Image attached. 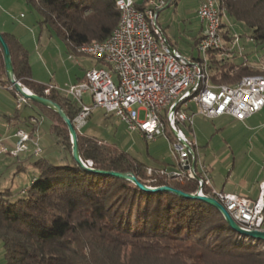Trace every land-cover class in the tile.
I'll return each mask as SVG.
<instances>
[{"label":"trees","instance_id":"obj_1","mask_svg":"<svg viewBox=\"0 0 264 264\" xmlns=\"http://www.w3.org/2000/svg\"><path fill=\"white\" fill-rule=\"evenodd\" d=\"M217 1L222 17L225 13L239 24L240 31L249 34L256 47L264 48V0ZM25 2L37 15L38 27H46L65 41L71 54H79L76 49L81 45L106 39L120 16L116 0ZM134 6L142 10L146 2ZM221 27H227L221 33L223 41L231 40L232 24ZM1 34L10 51L14 78L58 103L73 122L80 105L60 90L45 93L47 85L31 80L27 49L13 35ZM227 49L207 54L213 85H234L246 76H264V68L223 56ZM99 65L108 67L102 61ZM0 69L7 86L18 96L7 80L1 49ZM25 102L38 113L23 119L29 135L34 136L48 120L44 130L61 148L63 159L57 164L45 155H35L28 164L36 168L37 175L20 195L10 200V188L0 191V242L5 264H264V241L248 240L235 232L213 206L168 192H144L124 179L82 170L71 156L68 130L60 116L39 103ZM20 110L21 106L15 109L16 117ZM76 133L81 159L90 160L95 168L130 171L146 184H167L186 192L198 187L196 179L180 181L157 173L164 167H151L148 174L150 166L126 150L77 128ZM23 168V164L17 165V170ZM203 190L209 192L206 185Z\"/></svg>","mask_w":264,"mask_h":264},{"label":"built area","instance_id":"obj_2","mask_svg":"<svg viewBox=\"0 0 264 264\" xmlns=\"http://www.w3.org/2000/svg\"><path fill=\"white\" fill-rule=\"evenodd\" d=\"M125 1L127 17L123 31L99 48L84 52L94 53L98 60H105L108 67H89L79 81L62 88L50 83L47 84L44 92L49 93L50 89L60 90L80 105L81 109L73 120L77 129L85 123L93 109L101 108L105 113L117 116L131 131H138L145 139L153 140L157 136L169 138L171 134L176 139L175 142L170 143L174 167L160 168L157 173L180 181L196 179L197 189L200 188L204 192L203 186L210 185L207 168L198 159L194 136L187 137L181 130L180 124L187 123L191 126L195 115L209 119L229 115L237 120H244L264 107V81L240 80V88L237 89L213 88L212 82L209 81L204 91H197L198 73L194 59L185 57L172 47L156 25L158 11L169 5L170 0H149L150 14L160 31V51L152 50V42L146 38L143 24L137 18V12H130V4H134L133 0ZM211 13L209 1L199 0L195 14L203 24V28L195 43L197 56H200L201 46H211L212 50L228 47V51L223 53V56L228 57L232 51L230 48L236 44L239 35L233 31L231 40L226 41V47H219V40H223V37L216 35L215 21L211 20ZM220 20L222 24L227 23L231 26L229 21H225V13ZM163 49H172L174 53H179L181 63H173L172 59L162 57ZM113 69H121L124 88L113 85ZM183 91H193V98L186 100V107H178V98L183 97ZM85 94L90 98L89 104L84 103ZM116 101H123V108L134 111V120L124 119L123 108H116ZM162 101L170 102L169 114H162ZM23 102L25 100L18 95L17 108ZM14 136L15 145L10 151L11 155L16 156L27 151L29 143L33 147V154H40L41 146L37 132L34 136H30L28 131L17 128ZM6 151L0 143V152ZM151 171L148 167V174ZM204 194L213 196L221 202L238 224L245 228L262 229L264 220L262 195L251 199L214 189Z\"/></svg>","mask_w":264,"mask_h":264},{"label":"rangeland","instance_id":"obj_3","mask_svg":"<svg viewBox=\"0 0 264 264\" xmlns=\"http://www.w3.org/2000/svg\"><path fill=\"white\" fill-rule=\"evenodd\" d=\"M11 1L4 0L5 3L0 1V8H7L6 5L10 4ZM15 1L17 2H14L12 6L16 8V14L22 12L26 16L25 20L29 19L32 21L33 19L35 24L37 17L34 11L24 2ZM137 1L140 2V0ZM198 1L173 0L169 6L160 9L156 17V25L160 28L168 43L187 58L196 57L198 59L201 57V54L197 56L194 44V38L200 28V21L194 14ZM225 21H229L234 32L239 35L236 44L230 48L232 50L228 56L230 60L233 62L244 61L248 65L264 68V48L256 47L248 37L249 34L240 31V26L237 22L230 21L227 16H225ZM223 30H225L224 27H222L221 32ZM55 42L59 45H57L59 49L54 48ZM40 44L39 50L37 49L36 51L41 52L45 67L50 73L65 75L66 68L75 61H79L82 64L86 63L88 66H95L98 62H101L80 53L71 54L67 44L65 45L64 42L56 37H54L53 42L46 43V40H42ZM223 45L226 47V41H223ZM63 47H65L66 52L61 55L60 48ZM112 80L117 82V77L114 73ZM84 103H90V98L87 94L84 95ZM24 107V105L21 107L23 115L27 114L24 112ZM192 109L195 111L194 107ZM225 120H227L225 116L207 119L201 115H195L191 126H188L187 123H181L180 127L187 137H192L193 135L202 146L198 149V159L203 161L204 157L201 156L203 151L214 154L213 157L218 160L217 165L213 169L209 166L207 167L209 174H211L212 170L213 180L217 188L222 187V185L226 187L238 186V183L243 180L252 185L250 183H253L255 178L259 177L261 168L264 165V131L260 128L255 131L246 130L235 126L233 121L226 122ZM46 125H48V120L43 121V125L37 130L42 147L40 155H45L54 163L59 164L63 159L62 150L55 144L53 137L49 136L48 132L44 130ZM82 126L83 133L96 137L105 143L114 144L147 164H174L170 143L175 142L176 139L171 134H169V138L157 136L153 140L145 139L138 131H131L117 116L105 113L101 108L93 109ZM206 141L208 143L207 147L205 145ZM27 152L29 155H27ZM27 152L18 154V158L24 162V168L21 170H17V164L21 162H17L16 157L12 155L5 157L2 155L1 160L5 161L6 164H0V191L10 188V200L19 196L20 190L26 188L33 177L37 175L36 168L28 164L30 160L36 157L33 154L31 143H29ZM225 153L226 159L219 162V159ZM262 229H264V225ZM247 239L251 238L247 237Z\"/></svg>","mask_w":264,"mask_h":264},{"label":"crops","instance_id":"obj_4","mask_svg":"<svg viewBox=\"0 0 264 264\" xmlns=\"http://www.w3.org/2000/svg\"><path fill=\"white\" fill-rule=\"evenodd\" d=\"M0 1L5 3L4 0H0ZM20 1L27 4L25 2V0H20ZM144 1L146 2L147 0H140V2H138L137 0H133V2L135 4H141ZM14 2H17V1L14 0V1H11L10 4L8 3L6 5L7 8H2V9L0 8V32L13 35L29 52V64H30V69H31V80H33L36 83L43 84V85H47V84L52 83V84L57 85L59 88L65 87L68 84H72V83L79 81L83 77L84 71L87 68L93 67V66H88L84 62L83 63L86 65L80 63L79 61H75L73 64H71V66L69 65L66 68L65 75H61V74L59 75L56 73L48 72L47 68L45 67V63L43 62V59H42L43 57L41 55V52L39 53L36 50L37 49L39 50V48L41 46L40 43L42 40H46V43H49L51 41L53 42L54 37H56L57 39L61 40L64 43H65V41H63L62 39L53 35V33L51 31H49V29H47L46 27H43V28L38 27L37 23H35V24L33 23V19H32V21H30L29 19L25 20L26 16L22 12H19L18 14H16V12H17L16 8H14L12 6ZM197 5H198V3H197ZM196 7H195V10H196ZM195 10H194V14H195ZM195 16H196V14H195ZM36 17H37V15H36ZM36 26H37V28H36ZM202 28H203V24L200 22L199 31L202 30ZM199 31H198V33H199ZM198 33L196 36H199L200 33L199 34ZM57 45H58L57 42H55L54 48L56 47L57 49H59L57 47ZM65 45H66V43H65ZM60 49H61V55L64 52H66L65 47L60 48ZM30 52L31 53L34 52L33 55H31ZM95 66H97V65H95ZM99 66H101V65H99ZM43 72H44V74H43ZM17 98H18V96H15L11 92L10 86H7V84L5 82V76L3 75V73L0 69V143H1L2 147L6 148V150H7L6 152H0V164H3V165H5L6 163H5V161L3 162L1 160L2 155H4L5 157L7 155H11L10 151L14 148V145H15L14 132L16 131V129L22 128V129L28 131L25 128L23 119L26 116H31V115L33 116V115L38 114L37 109L33 105L27 104L26 102H23L21 104V107H22V105L25 106L24 112H26L27 114L23 115L22 110H21L19 117H16L14 115V111L16 109L15 103L17 101ZM223 116L227 117V120H225L226 122L233 121V123H235V126H239L241 128H244L246 130H251V131H253V130L255 131L256 129L260 128L264 131V118H263L264 117V107L260 111H258L257 113L245 118L242 121L237 120V119H235L229 115H222V116H218L215 118H220ZM215 118H212V119H215ZM207 119H209V118H207ZM82 127L79 128V130L81 132H83ZM195 141H196V139H195ZM196 144H197V153H198V149L201 148L202 146L197 141H196ZM205 145L207 147V145H208L207 141L205 142ZM27 155H29L28 152H27ZM213 155L214 154H212V153H209V152L205 153L202 151L201 156H203L204 158H203V161L201 159H199V160L206 168L209 166L213 169L215 167V165H217V163H218V160H216L213 157ZM17 158H16V161L18 162ZM18 159H19V162H21V163H19L17 165H20V164L24 165V162H22V159H20V158H18ZM224 159H226V153L224 155H222V157L219 159V162H222ZM147 165L150 166V168L151 167H164L167 169L172 168L171 164L166 165L164 163H157V164L152 163V164H147ZM260 172L261 173H260L259 177L255 178V181L253 183H250L252 185H249L246 180H243L242 182L238 183L239 184L238 186L235 185L232 187L231 186L226 187L225 185L224 186L222 185V187L217 188L215 185L216 183L213 180L212 170H211V174H209V169L207 168L208 176L210 175L209 176L210 185H207V187L209 188V191L211 189H214L216 191H222V192H226V193L243 195V196L249 197L251 199H256L258 196L262 195L263 202H264V165L261 168ZM263 214H264V211H263ZM263 217H264V215H263ZM263 225H264V221H263ZM2 252H3L2 244L0 242V264H5Z\"/></svg>","mask_w":264,"mask_h":264},{"label":"bare ground","instance_id":"obj_5","mask_svg":"<svg viewBox=\"0 0 264 264\" xmlns=\"http://www.w3.org/2000/svg\"><path fill=\"white\" fill-rule=\"evenodd\" d=\"M209 1V8L211 10V20L215 21L214 23V31L216 35L222 36V10L218 5L217 0H208ZM116 4L120 11L119 21L117 26L113 29L111 34L102 41H95L89 44L81 45L76 50L78 53L86 55L88 57L94 58L97 61H102L105 64V60H98L94 53H84L85 51H91L96 48H99L101 45L109 42L110 39L114 38L115 36L119 35L123 31L124 22L127 17V8H126V1L125 0H116ZM130 12H137V18H139L140 22L143 24V32L149 41L152 42V50L153 51H160L161 49V41H160V31L157 29L156 25L154 24L153 16L150 14V4L149 0H147L146 6L144 9L140 10L134 6V4H130ZM219 47H224L223 40H219ZM211 46H201L200 47V54L201 57L198 58L201 61L194 59V65L196 71L198 73V78L196 80V89L197 91H204L206 86L210 81L209 79V70L207 64V54L211 51ZM162 57L166 59H172L173 63H181V56L179 53H174L172 49H163L162 50ZM97 68H104V66L97 67ZM113 73L117 77V82L112 80V83L117 88H124V79L122 77L121 69H113ZM257 79L258 81H264V76L254 75V76H246L241 78L240 80H252ZM240 80L234 85H227V84H220V85H213V88H227V89H237L240 88ZM193 98V91H183V97L178 98V107H186V100H191ZM116 108H123V101H116ZM170 110V102L169 101H162L161 103V111L162 114H169ZM122 116H124L125 120H134V111L130 108H123L122 109ZM204 193V192H202ZM241 225V224H239ZM242 226V225H241ZM245 227V226H242Z\"/></svg>","mask_w":264,"mask_h":264},{"label":"water","instance_id":"obj_6","mask_svg":"<svg viewBox=\"0 0 264 264\" xmlns=\"http://www.w3.org/2000/svg\"><path fill=\"white\" fill-rule=\"evenodd\" d=\"M0 49L2 51L3 65H4V70H5L7 80L10 83V85L15 89L16 93L20 97H22L24 100H30V101L39 103L45 107L52 109L63 120L68 130V134H69V139H70V144H71V148H70L71 156L82 170L87 171V172H92L95 174H99V175H110V176L124 179L126 181L131 182L139 190L144 191V192H148V193L168 192L178 197H181L183 199L202 201L208 205L213 206L215 209H217L223 216L228 226L231 229H233L235 232H237L238 234L244 237H249L254 240L264 241V229L260 230V229H250V228L242 227L231 217V215L225 209V207L222 205L221 202H219L213 196L202 193L200 188L196 189L194 192H186L179 188H176L174 186L167 185V184L149 185V184H146L140 181L136 177V175L130 171L120 172L116 170L99 169V168H95L91 166V163L88 162L90 160L83 161L79 153L76 127L73 124V122L68 118V116L64 113L61 106L48 97L41 96V95H38L32 92L30 89L24 87L18 80L14 78L10 51H9L8 45L5 39L3 38L1 32H0Z\"/></svg>","mask_w":264,"mask_h":264}]
</instances>
